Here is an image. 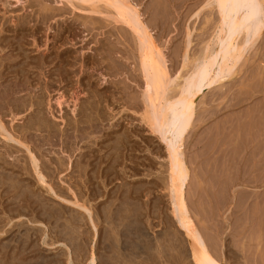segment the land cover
Instances as JSON below:
<instances>
[{
	"label": "rangeland",
	"instance_id": "1",
	"mask_svg": "<svg viewBox=\"0 0 264 264\" xmlns=\"http://www.w3.org/2000/svg\"><path fill=\"white\" fill-rule=\"evenodd\" d=\"M131 1L148 29L142 28L141 34L156 41L159 58L162 53L165 57L173 83L170 92L174 93L214 37L219 17L213 0ZM100 5L95 9L81 0H0V118L7 126L0 133V217L14 212L12 221L17 223L5 227H13L10 233L0 232V246L11 244L8 251L0 248L3 264L36 262L44 257L62 260V244L36 239L38 230L46 227L47 237L58 234L61 239L72 233L75 236L80 229L78 242L97 250L99 264L109 260L111 264H193L185 230L171 217L163 185L166 141L152 132L143 116L147 103L141 61L147 53H141L134 31L110 14L113 9ZM12 91L18 92L14 95ZM30 102L33 107L27 105ZM88 106L97 107L89 112ZM86 113H91V122L89 118L84 122ZM263 114L264 29L246 46L234 74L203 92L182 145L191 172L187 189L190 210L211 250L229 264H264ZM41 118L49 122L46 130L38 127ZM76 134L80 136L76 138ZM31 152L40 161H50L45 181L29 171L34 168ZM87 202L91 214L79 205ZM125 210L131 215L125 217ZM33 216L46 222L35 223ZM73 220H80L79 227L69 233L71 224V228L76 224ZM3 221L1 224L6 223ZM113 226L119 227L122 243ZM24 233L33 234L27 248L30 256L17 241L25 239ZM157 240L162 241L159 247ZM110 245L119 246L121 253ZM85 247V252L91 249ZM116 255L132 259L128 256L123 263ZM83 261L85 258L81 264Z\"/></svg>",
	"mask_w": 264,
	"mask_h": 264
},
{
	"label": "bare ground",
	"instance_id": "2",
	"mask_svg": "<svg viewBox=\"0 0 264 264\" xmlns=\"http://www.w3.org/2000/svg\"><path fill=\"white\" fill-rule=\"evenodd\" d=\"M83 2H89L90 5L92 7L99 8L101 5V2L105 5L107 4L110 8L113 9V11L110 12V14L112 13L116 19H118L119 21H121L122 23L127 24L136 34L137 39H138V44H139V49L141 50V53H147L146 55L143 54L142 56V61H141V66H142V70H143V76L145 78V88H144V101L145 104L147 105V111L146 114L143 115L144 116V120L147 121V123L149 124L152 132H154L155 134H159L162 139H164L166 141L167 144V165H166V172L167 175L164 179H162L164 181V186L165 189H167L168 191V196H169V204H170V210H171V217L173 218V220L175 221V224H177V226H180L182 228H184L185 230V238H186V242L188 244V251H189V257L190 260L192 259V263L193 264H229L227 261H224L223 259H221L219 256H217V254L215 253V251L209 246L208 244V240L205 237V233L202 231V229L199 228V225L197 224L196 218L194 216V212H191L190 210V204H189V200H188V193H187V189L191 180V172H190V168L188 167V163L186 161V159H184V154L182 152V145H183V140H184V134L186 132V130L188 129L189 125L192 122L193 116L195 115V111H196V107H197V102L199 101V99L201 98L203 92L209 88L210 86H212L213 84L217 83V82H221L223 80H225L227 77L231 76L234 74L235 69L239 63V59L242 58L243 53L245 52L246 46L253 41V39L256 38V36L262 32V30L264 29V0H210L213 2V6H215L214 8L217 9V13H218V17H219V21H218V25L217 28H215L216 30L214 31V37L211 38L210 41H208L205 44L204 49L202 50V54L195 60L193 66L188 70L186 76L184 77V81H180L179 83H177L178 85L176 86V88H174V93H171L173 91V89L171 88L172 86V78L168 72V66L166 64L165 61V57L162 55H160L159 58V46L156 43V41L154 40H148L147 37L145 35L141 34V29H146L148 31V29L145 27V25L143 24L138 9L135 8V6L132 4L131 0H81ZM70 2H72V0H70ZM158 2V1H157ZM53 7V6H52ZM98 10V9H97ZM115 10V12H114ZM154 10V9H153ZM45 15V14H44ZM52 16V15H51ZM55 18V17H54ZM90 21V20H89ZM147 26V25H146ZM243 35V36H242ZM152 36H150L151 38ZM109 38V37H108ZM1 59V58H0ZM186 65V64H185ZM3 76V75H2ZM0 76V77H2ZM1 79V78H0ZM257 79V78H256ZM183 80V79H182ZM45 82V81H44ZM49 82V81H48ZM9 84V83H8ZM10 86V85H9ZM6 86V87H9ZM50 86V85H49ZM174 86V85H173ZM15 87V86H13ZM36 87V86H35ZM46 87V86H45ZM48 87V86H47ZM12 87L10 86L9 90ZM171 88V90H170ZM6 89V88H4ZM15 90H20V89H16ZM12 89V90H14ZM8 90V88H7ZM8 90V91H9ZM44 90V89H43ZM11 91V90H10ZM9 91V92H10ZM89 91V90H88ZM171 91V92H170ZM18 92V91H17ZM16 92V93H17ZM44 92V91H43ZM71 92V91H70ZM13 93V91H12ZM16 93H13L14 95ZM47 93V92H46ZM12 95V94H11ZM63 95V94H62ZM44 96V95H43ZM42 96V97H43ZM38 99V98H37ZM59 99V98H58ZM133 99V98H132ZM21 100V99H20ZM134 100V99H133ZM12 101V100H11ZM17 101V100H16ZM78 101V100H77ZM35 102V101H34ZM21 103V102H20ZM19 103V104H20ZM16 104V102H15ZM18 104V103H17ZM24 104V103H23ZM32 103L30 102V104L27 105H31ZM42 104V101H41ZM40 104V105H41ZM58 104L61 106L63 104L62 101H58ZM128 104V103H127ZM21 105V104H20ZM33 105V104H32ZM36 105V104H35ZM90 105V104H89ZM19 106V105H18ZM26 106V104H25ZM92 106V105H91ZM90 106V108H91ZM17 107V106H16ZM15 107V108H16ZM20 107V106H19ZM33 107V106H30ZM35 107V106H34ZM94 107V106H93ZM97 107V106H96ZM94 107V108H96ZM2 107H0L1 109ZM26 108L28 109V106H26ZM76 108V107H75ZM89 108V106H88ZM86 107L87 110L88 109ZM90 108L88 110H90ZM89 112L92 111V109ZM23 109V108H22ZM21 109V110H22ZM39 109V108H37ZM36 109V111H37ZM2 110V109H1ZM17 110V109H16ZM87 110V111H88ZM24 111V110H23ZM3 112V110H2ZM20 111H18L17 113H19ZM39 113V111H37ZM86 112V111H85ZM88 112V113H89ZM93 112V111H92ZM74 113V112H73ZM86 113L84 116L85 121L88 120L87 118H89L90 120V115ZM5 114V113H4ZM31 114V113H30ZM44 114V113H43ZM95 114V111L94 113ZM3 115V114H2ZM39 116V114H37ZM35 115V116H37ZM264 115V114H263ZM1 116V114H0ZM17 116V115H16ZM32 116V114H31ZM45 116V115H44ZM94 117V115H92ZM40 117V116H39ZM93 117L92 120L94 119ZM255 117V116H254ZM34 118V117H33ZM37 118V117H35ZM73 118V117H72ZM44 118H41L42 121H40L39 119H36V121L41 122L40 124L37 123L40 126H38L39 128H41L43 126V130H46V128L49 126V122H46L45 120H43ZM236 119V118H235ZM262 119V118H261ZM71 120V119H70ZM83 120V118L81 119V121ZM88 120V121H89ZM96 120V118L94 119ZM93 120V121H94ZM35 120H33L32 124L36 125L34 123ZM53 121V120H52ZM72 121V120H71ZM83 122V123H84ZM91 122V120H90ZM237 122V121H236ZM5 122L2 121V118H0V133H2L4 131V129L7 130V126H5L4 124ZM76 123V122H75ZM89 123V122H87ZM229 123V122H228ZM79 124V123H78ZM95 124V123H94ZM30 125V124H28ZM33 125V126H34ZM42 125V126H41ZM51 125V124H50ZM54 125V124H53ZM81 125V124H80ZM85 125V124H84ZM93 125V123H92ZM255 125V124H254ZM36 126V127H37ZM79 126V125H77ZM89 126V125H88ZM32 127V126H31ZM30 127V128H31ZM35 127V128H36ZM37 127V128H38ZM85 127V126H84ZM87 127V126H86ZM92 126H90L91 128ZM95 127V126H94ZM34 128V127H32ZM38 128V129H39ZM52 128V127H51ZM73 128V127H72ZM76 128V125H75ZM89 128V127H88ZM93 128V127H92ZM20 129V128H19ZM37 129V130H38ZM78 131L81 130L80 127L76 128ZM83 129V128H82ZM3 130V131H2ZM5 130V131H6ZM30 130V129H29ZM41 130V129H39ZM49 130V129H48ZM68 130V129H67ZM93 130V129H92ZM96 130V129H94ZM14 131V129H13ZM28 131V130H27ZM76 131V130H75ZM82 131V130H81ZM29 132V131H28ZM55 132V131H54ZM83 132V131H82ZM91 132V131H90ZM241 132V131H240ZM258 132V131H257ZM26 133V132H25ZM58 133V131H57ZM5 135V133H3ZM52 134V133H51ZM65 134V133H64ZM95 134V133H94ZM54 135V134H53ZM69 135V134H68ZM84 135V134H83ZM240 135V134H239ZM77 136H80L79 134H76V138ZM253 136V135H252ZM255 136V135H254ZM57 137V136H56ZM59 137V136H58ZM68 137V136H67ZM71 137H73V135H71ZM51 138V137H50ZM62 138V137H61ZM64 138V136H63ZM94 138V137H93ZM257 138V137H256ZM68 139V138H67ZM66 139V140H67ZM48 140V139H47ZM65 140V139H64ZM63 140V141H64ZM79 140V139H78ZM255 140V139H254ZM262 140V139H261ZM68 142L70 141L69 139L67 140ZM77 142V141H76ZM23 143V141H22ZM26 144V142H24ZM65 143V146L68 145V143ZM84 143V142H83ZM123 143V142H122ZM260 143V142H259ZM24 144V145H25ZM28 144V143H27ZM262 144V143H261ZM258 145V144H257ZM26 146V145H25ZM29 145H27L26 147H28ZM64 146V147H65ZM117 146V145H116ZM256 146V145H255ZM67 147H71L70 145ZM73 147V146H72ZM259 147V145H258ZM32 148V147H31ZM118 148V147H117ZM231 148V147H230ZM255 148V147H254ZM29 149V148H28ZM27 149V150H28ZM76 149V148H75ZM101 149V148H100ZM116 149V148H115ZM30 150V149H29ZM28 150V151H29ZM39 150V149H38ZM66 150H69V148H67ZM77 150V149H76ZM120 150V149H119ZM254 151V150H253ZM30 152V151H29ZM60 152V151H59ZM71 152V151H70ZM82 153V152H81ZM6 154V153H5ZM38 154V153H37ZM183 154V155H182ZM83 155V154H82ZM110 155V154H109ZM31 162L33 161V166L34 168L31 166L32 164H30V172H32L31 170H34L33 172H35V174L37 173L40 178V180L45 181V178L47 175H49V172H47V169H49L50 165V161L47 159L46 161H49L48 163H45L46 161H40V159H37V155H34V153L31 152ZM40 157V155H38ZM44 156V155H43ZM108 156V155H107ZM60 157V156H59ZM71 157V156H70ZM69 157V159H70ZM41 158V157H40ZM45 158V157H44ZM118 158V157H117ZM116 158V159H117ZM263 158V157H261ZM33 159V160H32ZM43 159V158H42ZM52 160V159H51ZM62 160V159H61ZM28 161V160H27ZM26 161V162H27ZM44 163L43 165H41L40 163ZM105 161V160H104ZM125 161V160H124ZM55 162V161H54ZM52 164H55V163ZM60 162V158L59 161ZM62 162V161H61ZM59 163L60 165L62 163ZM67 162V161H66ZM65 163V162H64ZM70 163V162H69ZM88 163V162H87ZM232 163V162H231ZM21 164V163H20ZM26 164V163H25ZM24 164V165H25ZM28 164V162H27ZM40 164V165H39ZM49 164V166H48ZM23 165V167H24ZM57 165V163H56ZM66 164H64V168H66L68 166L65 167ZM83 165V164H82ZM86 165V164H85ZM222 165V164H221ZM74 166V165H73ZM84 166V165H83ZM27 165H25V169ZM57 166H55L56 169ZM59 167V166H58ZM57 167V168H58ZM63 167V166H62ZM87 167L88 164H87ZM113 167V164H112ZM20 168V167H19ZM61 168V166H60ZM59 168V169H60ZM68 168V167H67ZM82 168V167H81ZM84 168V167H83ZM111 168V167H110ZM121 168V167H120ZM24 169V170H25ZM78 169V168H77ZM101 169V168H100ZM115 169V168H114ZM226 169V168H225ZM258 169V168H257ZM81 170V169H80ZM79 170V171H80ZM111 170V169H110ZM60 171L61 170H57ZM86 171V169H85ZM108 171V170H107ZM27 173V172H26ZM84 173V172H83ZM34 174V173H33ZM51 174V173H50ZM59 174V173H58ZM73 174V173H72ZM261 174V173H260ZM9 176V175H8ZM245 176V175H244ZM250 176V175H249ZM68 177V176H67ZM38 178V179H39ZM163 178V177H162ZM253 178V177H252ZM103 179V178H102ZM37 180V179H36ZM50 180V179H49ZM54 180V179H53ZM122 180V179H121ZM257 180V177H256ZM210 181V180H209ZM4 182V181H3ZM2 183V182H1ZM16 182H14L13 185H17L15 184ZM46 184L48 183L45 182ZM82 183V182H81ZM11 186V187H15V186ZM50 186V184H48ZM56 185V184H55ZM226 185V184H225ZM52 187V186H51ZM50 187V188H51ZM16 188V187H15ZM14 188V189H15ZM10 189V188H9ZM53 189V187H52ZM77 190V189H76ZM15 191V190H14ZM26 191V190H25ZM74 191V190H73ZM79 191V190H78ZM74 193V192H73ZM64 194V193H63ZM67 194V193H66ZM75 194V193H74ZM78 194V193H77ZM26 195V194H25ZM61 195V194H60ZM65 195V194H64ZM84 195V194H83ZM81 196V195H80ZM8 197V196H7ZM67 197V196H66ZM77 198V196H76ZM9 200V199H8ZM79 201L80 198L78 199ZM260 200V199H259ZM4 201V200H3ZM7 201V200H6ZM37 202V201H36ZM78 202V201H77ZM85 202V201H84ZM100 202V201H99ZM2 203V202H1ZM25 203V202H24ZM40 203V202H39ZM76 203V202H74ZM79 203V202H78ZM78 203H76L78 205ZM82 203V202H80ZM21 204V203H20ZM30 204V203H29ZM87 205L88 202L86 203ZM86 204H79L80 207L84 208L88 213H90V207L91 205H89V207ZM192 205V204H191ZM261 205V204H259ZM4 206V205H3ZM6 206V205H5ZM129 206V205H128ZM136 206V205H135ZM32 207V206H31ZM12 208V207H11ZM109 208V207H108ZM107 208V211H108ZM125 208V207H124ZM10 209V208H9ZM20 209V208H19ZM93 209V208H92ZM160 209V208H159ZM258 209V208H257ZM6 210V209H5ZM13 210V209H12ZM15 210V209H14ZM17 210V209H16ZM1 211V210H0ZM121 211V210H120ZM137 211V210H135ZM245 211V210H244ZM6 212V211H5ZM11 212V211H9ZM13 212V211H12ZM11 212V213H12ZM20 212V211H19ZM92 212V211H91ZM111 212V211H110ZM114 212V211H113ZM126 212V210H125ZM130 212V211H128ZM128 212H126V214H128ZM10 213V214H11ZM18 213V212H17ZM15 213L17 216H19V214L21 213ZM34 213V212H33ZM93 213V212H92ZM95 213V212H94ZM107 213V212H106ZM118 213V212H117ZM247 213V212H246ZM14 214V212H13ZM12 214V215H13ZM23 214V212L21 213ZM52 214V213H51ZM80 214V213H79ZM91 214V213H90ZM108 214V213H107ZM114 214V213H113ZM131 215V213H129ZM125 215V217H128L130 215ZM262 214V213H261ZM6 215V213H5ZM8 214V216L3 219L0 217V224L2 223V220H4L3 222H6L5 224H1L2 226H0V232L1 234L3 232H9L13 229V227L17 226V223L14 224V222L12 221L14 219L15 216H12ZM24 215V214H23ZM85 215V214H84ZM83 215V216H84ZM97 215V214H96ZM109 215V214H108ZM133 215V214H132ZM37 216V215H35ZM86 216V215H85ZM106 216V215H105ZM116 216V215H115ZM114 216V217H115ZM3 217V216H2ZM21 217V216H20ZM32 217V216H31ZM34 217V216H33ZM39 217V216H38ZM42 218V216H40ZM39 217V218H40ZM67 217V216H66ZM139 217V214H138ZM153 217V216H152ZM35 218V217H34ZM58 218V217H57ZM71 218V217H70ZM79 218V217H77ZM82 218V217H81ZM85 218V217H83ZM118 218V217H117ZM137 218V217H136ZM169 218V217H168ZM67 219V218H66ZM73 219V218H72ZM71 219V220H72ZM76 219V218H75ZM88 219V218H87ZM107 219V218H105ZM123 219V218H122ZM121 219V220H122ZM260 219V218H258ZM6 220V221H5ZM30 220V219H29ZM32 220V218H31ZM36 223L40 222L41 224H43L44 222H46V220H42V219H33ZM83 220V219H82ZM93 220V218L91 219V221ZM108 220V219H107ZM116 220V219H115ZM128 220V218H127ZM138 220V219H136ZM172 220V219H171ZM68 221V220H67ZM70 221V220H69ZM74 222H76V220H73ZM72 221V222H73ZM80 221V220H79ZM79 221L76 222V224L74 225L75 227H72V224L69 223L68 225L71 224L70 228H69V233H72L70 229H73V232L75 231V228L78 230L79 225L77 224ZM88 221V220H87ZM96 221V220H95ZM109 221V220H108ZM112 221V220H111ZM118 221V220H117ZM123 221V220H122ZM131 221V220H130ZM134 221V220H133ZM139 221V220H138ZM12 222L13 227H10L9 229L5 228L8 227L7 225H9ZM94 222V220H93ZM103 222V221H102ZM110 222V221H109ZM124 222L125 219H124ZM129 222V221H128ZM241 222V221H240ZM252 222V219H251ZM254 222V220H253ZM68 223V222H67ZM92 223V222H91ZM95 223V222H94ZM93 223V225H94ZM108 223V222H106ZM118 223V222H117ZM131 222H129L130 224ZM136 223V222H135ZM46 224V223H45ZM44 224V225H45ZM62 224V223H61ZM96 224V223H95ZM113 224V223H112ZM119 224V223H118ZM140 224V223H139ZM4 225V226H3ZM78 225V227H77ZM117 225V224H116ZM121 225V223H120ZM119 225V226H120ZM123 225V224H122ZM127 225L126 223L124 224V226ZM137 225V224H136ZM47 226V225H46ZM95 226V225H94ZM118 226V225H117ZM123 226V227H124ZM140 226V225H139ZM138 226V227H139ZM255 226V225H254ZM97 227V226H95ZM115 228V226H113ZM122 227V228H123ZM133 227V226H132ZM141 227V226H140ZM240 227V226H239ZM47 228V227H46ZM45 228V229H46ZM31 229V228H29ZM33 229V228H32ZM44 228H41L40 230H38V232H40V234L36 233L37 238L36 239H41L43 240V242H46L45 244L49 243V245H54L56 243H60V245L62 244L64 247V249L62 250L63 252H61L60 255H65L66 256V263L64 262V257L63 256V261L61 260V257L59 258H41V261H36L33 262L31 260L28 261H24L21 263H16V261H14V264H81L82 260L85 258L86 262L83 261V264H99L98 263V252H96L97 250H95V248L92 246L91 249L87 252L83 251L84 249V245L83 241L82 244L83 246H81L80 242V238L77 237L76 233L78 235V232L80 231V229L78 230V232L72 233L73 235L68 236V240L66 241L64 238L61 239V237H57V235L54 236H48L51 237V239L46 240V237L48 235L47 231ZM118 234V229L117 227L115 228ZM133 229V228H132ZM258 229V228H257ZM76 230V231H77ZM99 230V229H98ZM16 231V230H15ZM34 231V230H33ZM113 231V230H112ZM124 231V230H123ZM128 231V230H127ZM131 231V230H130ZM142 231V230H141ZM259 231V230H258ZM262 231V230H261ZM28 233L30 231H25V233ZM36 232V231H34ZM33 232V234H34ZM52 233L54 232L51 231ZM82 232V231H81ZM134 232V231H133ZM10 233V232H9ZM13 233V232H12ZM24 233V234H25ZM66 233V232H65ZM123 233V232H122ZM33 234H25L26 236L24 240H17V241H21L19 244L23 243L22 247H24L26 250V254L29 255V253H27V248L30 246V243L32 242V237ZM55 234V233H54ZM113 234V233H112ZM63 235V234H62ZM122 235V234H121ZM125 235V234H124ZM245 235V234H244ZM1 236V235H0ZM161 236V235H160ZM262 236V235H261ZM14 237V236H13ZM47 237V238H48ZM64 237V235H63ZM70 237V238H69ZM96 237V236H95ZM116 238L120 237L119 234L116 236ZM171 237V236H170ZM161 238V237H160ZM172 238V237H171ZM177 238V237H176ZM2 239V238H1ZM16 239V238H15ZM39 239V241H40ZM80 239V240H78ZM119 239V238H118ZM14 240V239H13ZM83 240V239H82ZM117 240V239H116ZM120 241L122 239H119ZM23 241V242H22ZM48 241V242H47ZM79 241V242H78ZM89 241V240H88ZM182 241V240H181ZM127 242V241H125ZM124 242V243H125ZM134 242V241H133ZM156 242V241H155ZM257 242V241H256ZM4 243V242H3ZM9 243V242H8ZM116 243V242H115ZM120 243V242H119ZM119 243H116L119 245ZM122 243V241H121ZM135 243V242H134ZM158 243L161 245L162 241L157 240V247ZM18 244V245H19ZM11 244H4L3 246H0V248H3L4 251L5 249L7 250V248L10 246ZM32 245V244H31ZM36 245V243H35ZM113 245V244H112ZM115 245V244H114ZM113 245V246H114ZM116 245V246H118ZM156 245V244H155ZM87 246V245H86ZM89 246V245H88ZM96 246V245H95ZM103 246V245H102ZM105 246V245H104ZM110 245V248L113 247ZM121 247V245H119ZM118 246V249L120 248ZM138 245H136L135 247H137ZM170 246V245H169ZM214 246V245H213ZM33 247V246H32ZM61 247V246H60ZM87 247V248H90ZM109 247V246H108ZM153 247V246H152ZM10 248V247H9ZM24 248H22L24 250ZM31 248V247H30ZM34 248V247H33ZM36 248V247H35ZM86 248V247H85ZM86 248V249H87ZM105 248V247H104ZM114 250H116L117 248L113 247ZM128 248V247H127ZM156 248V247H155ZM165 248V247H164ZM168 248V247H167ZM17 249V248H16ZM97 249V248H96ZM99 249V248H98ZM106 249V248H105ZM118 249L116 250L118 253ZM142 249V248H141ZM158 249V248H157ZM162 249V248H161ZM172 249V248H171ZM176 249V248H175ZM174 249V250H175ZM1 250V249H0ZM43 250V249H42ZM122 250V249H121ZM121 250H119V253H121ZM125 250V249H124ZM4 251L2 253H4ZM8 251V250H7ZM25 251H22L21 255V260L22 256H26L24 255ZM34 251L33 249H31V252ZM111 251V250H110ZM159 251V250H158ZM167 251V250H166ZM214 251V252H213ZM30 252V251H29ZM30 252V253H31ZM118 253V254H119ZM170 253V252H169ZM174 253V252H173ZM220 253V252H219ZM16 254V253H15ZM34 254V253H33ZM36 254V252H35ZM158 254V253H157ZM2 255V254H1ZM9 255V254H8ZM14 255V254H12ZM58 255V254H57ZM58 255V256H60ZM122 255V254H121ZM127 255V254H126ZM126 255L124 256V258L126 259ZM137 254H135L136 257ZM155 255V254H154ZM162 255V254H161ZM172 255V254H171ZM169 255V256H171ZM15 256V255H14ZM17 256V255H16ZM15 256V257H16ZM30 256V255H29ZM117 256V255H116ZM115 256V257H116ZM120 257V259H124L122 258L120 255H118ZM117 256V257H118ZM5 257V255H4ZM14 257V258H15ZM20 257V256H19ZM34 257V255H33ZM114 257V256H113ZM114 257V258H115ZM130 257V256H129ZM163 257V256H162ZM262 257V256H261ZM1 258V257H0ZM6 258V257H5ZM9 258V257H7ZM12 257V259H14ZM112 258V257H111ZM177 258V257H176ZM179 258V257H178ZM241 258V257H240ZM3 259V258H2ZM1 259V261H2ZM10 259V258H9ZM10 259V260H12ZM31 259V258H30ZM116 259V258H115ZM129 259V258H128ZM127 259V260H128ZM132 258L130 257L129 260H131ZM134 259V258H133ZM161 259V258H160ZM189 259V258H188ZM233 259V258H232ZM5 259H3L4 261ZM15 260V259H14ZM20 260V259H18ZM112 260V259H111ZM8 261V260H7ZM125 260H123L122 262L124 263ZM164 261V260H162ZM10 262V261H9ZM20 262V261H19ZM106 262V261H105ZM110 264L112 261H108ZM115 262V261H114ZM121 262V261H119ZM121 262V263H122ZM139 262V261H138ZM152 262V261H151ZM158 262V261H157ZM2 262H0L1 264ZM107 263V262H106ZM105 263V264H106ZM108 263V264H109ZM129 263V262H128ZM132 263V262H131ZM3 264V263H2ZM11 264V263H10ZM104 264V262H103ZM116 264V263H115ZM136 264V263H135Z\"/></svg>",
	"mask_w": 264,
	"mask_h": 264
}]
</instances>
